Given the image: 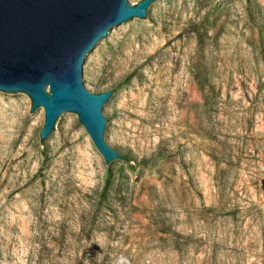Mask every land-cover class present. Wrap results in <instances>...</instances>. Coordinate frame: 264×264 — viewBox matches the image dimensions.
Here are the masks:
<instances>
[{"label":"rangeland","instance_id":"374dc122","mask_svg":"<svg viewBox=\"0 0 264 264\" xmlns=\"http://www.w3.org/2000/svg\"><path fill=\"white\" fill-rule=\"evenodd\" d=\"M161 2L90 60L118 166L0 92V264H264V0Z\"/></svg>","mask_w":264,"mask_h":264},{"label":"water","instance_id":"95a60500","mask_svg":"<svg viewBox=\"0 0 264 264\" xmlns=\"http://www.w3.org/2000/svg\"><path fill=\"white\" fill-rule=\"evenodd\" d=\"M135 1L0 0V92L27 94L32 111L45 113L42 141L78 117L105 162L118 166L122 155L108 144L113 119L105 112L113 92L89 90V66L124 25H148L162 5L143 0L131 6Z\"/></svg>","mask_w":264,"mask_h":264}]
</instances>
